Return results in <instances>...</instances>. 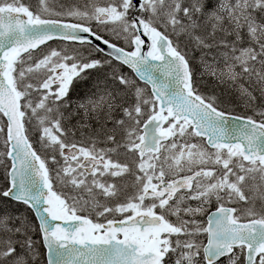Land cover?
<instances>
[{"label":"snow or ice","instance_id":"snow-or-ice-1","mask_svg":"<svg viewBox=\"0 0 264 264\" xmlns=\"http://www.w3.org/2000/svg\"><path fill=\"white\" fill-rule=\"evenodd\" d=\"M0 172V264H264V0H0Z\"/></svg>","mask_w":264,"mask_h":264},{"label":"trees","instance_id":"trees-1","mask_svg":"<svg viewBox=\"0 0 264 264\" xmlns=\"http://www.w3.org/2000/svg\"><path fill=\"white\" fill-rule=\"evenodd\" d=\"M25 3H27V1ZM56 44L57 43H54L53 46H56ZM197 67H198V63H197ZM201 90L204 91V92L213 91L212 84H211V81L209 80V78L204 77L202 79V81H201ZM216 91H219V90L217 89ZM0 187H3V173L2 172H0ZM14 210H23V209H22V206H20L19 208H16Z\"/></svg>","mask_w":264,"mask_h":264},{"label":"rangeland","instance_id":"rangeland-1","mask_svg":"<svg viewBox=\"0 0 264 264\" xmlns=\"http://www.w3.org/2000/svg\"><path fill=\"white\" fill-rule=\"evenodd\" d=\"M67 2L71 3V2H72V0H67Z\"/></svg>","mask_w":264,"mask_h":264}]
</instances>
